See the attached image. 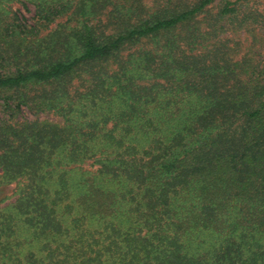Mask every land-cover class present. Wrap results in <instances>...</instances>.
<instances>
[{"label":"trees","instance_id":"16d2710c","mask_svg":"<svg viewBox=\"0 0 264 264\" xmlns=\"http://www.w3.org/2000/svg\"><path fill=\"white\" fill-rule=\"evenodd\" d=\"M9 1L0 186L15 196L0 205V264H264V64L237 71L213 44L181 66L171 55L146 84L144 71L120 66L116 81L89 72L85 89L70 86L145 37L184 26L193 43L196 32L216 37L248 0H219L207 32L195 19L215 0H19L33 4L30 20ZM105 11L108 29L89 22ZM67 14L84 20L49 29ZM50 83L53 96L30 94ZM45 109L61 123L25 114ZM88 161L96 167L81 171Z\"/></svg>","mask_w":264,"mask_h":264},{"label":"rangeland","instance_id":"374dc122","mask_svg":"<svg viewBox=\"0 0 264 264\" xmlns=\"http://www.w3.org/2000/svg\"><path fill=\"white\" fill-rule=\"evenodd\" d=\"M151 1L152 0H142L145 7L149 6ZM174 1L177 3L178 1L192 0ZM7 5L14 10H20L28 20L31 19L34 12V6L31 3H27L28 9H25L19 0H10L7 2ZM72 5L73 2H71L69 6ZM221 5L222 2L215 0L207 11H204V13L196 17L195 26L200 27L199 29L201 31H209V27H206L207 23L210 19H214V14ZM237 9L238 12H236L234 17H225L219 22L218 26L221 25L222 27L219 28L220 33H218L216 37H204L203 39L200 38L196 32V43L192 42L193 38L182 39L180 37L184 36L187 26L174 29L171 32H163L145 37L124 45L111 59L97 62L92 67L87 66L85 70L74 73L71 77L70 86H72V90L75 88L79 91L85 89L88 84L89 72L96 73L99 78L105 77L109 82L116 81L114 75L116 71L119 70L120 66H123L126 70L139 69L144 71L145 75L148 76H143L140 82L146 84L152 81V77H149V75L152 76L150 72L153 70L156 71L155 68H162L161 71H164L170 65L172 66L173 59H171V55L174 54L179 56L178 65L181 66L184 60H200V58L206 55L205 52H207V50H212L211 47L213 44L216 47L214 49L218 51L216 52L218 60L239 62L235 67L237 71H239L238 68L240 67L242 69L244 64L249 67L258 66V68H260L262 64H264V0L242 1L237 4ZM106 13L105 11V14L102 12L93 14L89 18V22L98 25L99 29L100 27L102 29H108L110 22L107 20ZM244 13L250 14V18L245 24H242L240 20L242 15H245ZM251 17H254L255 20ZM83 18L82 15L78 14L63 15L49 24V29L65 30L66 32L76 21L81 23L84 20ZM47 29L43 30L42 34L46 33ZM185 41H191V43ZM57 89L58 86L56 83H50L33 87L29 91L30 94L35 97V100H40V96L44 98L53 96V92ZM25 114L27 117H37L40 120L46 119L60 123L62 121V117L50 109H45L36 114V116L28 114L27 111ZM90 162L91 161H88L84 165H80L81 171H83V169L93 170L96 167V165H92ZM13 187V184L0 186V200L4 198V201L0 202V205L14 198Z\"/></svg>","mask_w":264,"mask_h":264}]
</instances>
